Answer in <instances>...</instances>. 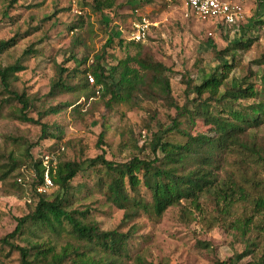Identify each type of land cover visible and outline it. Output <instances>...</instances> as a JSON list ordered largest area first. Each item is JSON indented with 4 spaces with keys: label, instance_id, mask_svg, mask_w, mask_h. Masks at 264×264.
Returning <instances> with one entry per match:
<instances>
[{
    "label": "rangeland",
    "instance_id": "1",
    "mask_svg": "<svg viewBox=\"0 0 264 264\" xmlns=\"http://www.w3.org/2000/svg\"><path fill=\"white\" fill-rule=\"evenodd\" d=\"M92 1L0 0V40L15 37L17 41L0 56V60L2 65L19 61L24 66L10 82V90L24 92L29 97L33 106L29 115L37 118V110L80 102L77 109L65 108L40 118V123L24 122L15 117V104L0 83V164L6 163L7 157L21 164L26 162L25 149L36 141L44 147L63 144V160L86 162L102 154L108 160L125 162L133 154H149L152 134L158 135L161 127H170L176 116L171 101L152 94L147 88L144 94L136 92L138 95L129 102L113 104L111 108L104 105L108 97L102 99L99 86L94 84L90 86L95 87V94L88 98L84 91L49 97L47 93L56 78L58 66L79 71L90 69L95 63L112 66L127 54L141 52L172 70L170 97L172 102L181 105L185 100L186 79L199 83L218 66L212 45L216 50H223L249 36L256 39L248 49L237 52L238 65L228 75L226 83L239 82L241 78L258 83L264 78V25L241 31V26L250 22L254 13L264 14V0H244L245 18L234 25L202 22L186 15L184 0H115L112 8L101 11L93 8ZM139 15L152 23L142 47L124 40L119 44L118 40L129 31L131 21ZM74 24L78 27L72 32ZM109 37H113L110 45L106 43ZM258 60L262 63H256ZM76 82L77 78L67 80L71 85ZM41 124H45L50 132L42 139L39 138ZM208 129L201 120L195 126L196 133H207ZM252 131L264 139V125ZM100 133H103L101 140ZM169 139L183 141L178 134H171ZM236 158V154H230L227 162L232 163ZM86 165L71 180V184L81 187L68 209L87 210L78 218L85 222L95 221L101 230L120 226L125 231L133 224L138 226L136 250L125 264H139L136 255L140 256L141 264H231V258L251 248L252 253L240 260L244 263L253 255L257 257L264 253V232L257 226L261 218H253L245 235H240L227 222L221 225L214 222L216 218H211L212 210L204 196L200 199L203 212L201 215L194 212L196 218H186L182 216L180 206H170L159 219L140 213L122 225L123 210L108 202L95 187L99 166L87 168ZM18 167L0 180V237L14 229L17 217L32 212L35 206L26 202L28 195L15 183ZM141 191L148 196L145 189L141 188ZM56 192L54 186L49 197ZM228 219L234 220V217ZM12 241L20 246L49 241L56 251L74 243L66 231L51 232L32 225ZM0 251L3 264H21L17 251L8 247Z\"/></svg>",
    "mask_w": 264,
    "mask_h": 264
},
{
    "label": "trees",
    "instance_id": "2",
    "mask_svg": "<svg viewBox=\"0 0 264 264\" xmlns=\"http://www.w3.org/2000/svg\"><path fill=\"white\" fill-rule=\"evenodd\" d=\"M114 1L93 0L92 6L101 11L112 8ZM256 14L241 26V31L264 25V14ZM74 27H78L77 24L71 26L72 32L76 29ZM243 39L223 50H216L212 45L219 60L218 66L199 83L186 79L185 100L181 105L172 102L170 97L169 75L172 70L141 52L127 54L112 66L95 63L92 68L80 71L58 66L56 78L47 93L49 97L75 91H84L87 98L94 95L95 87L90 86L87 79L90 74L94 77V85L99 86L100 97H108L104 101L107 108L129 102L138 95L136 92L144 94L147 88L152 94L171 101L176 116L172 118L170 127H161L158 135L152 134L149 154H133L125 162L108 160L102 154L86 162L60 157L55 173L51 174L52 188L57 187V192L51 197L50 190L38 194L35 186L41 182L43 173L39 155L56 148L57 144L44 147L39 141L30 143L25 149L26 162L22 164L7 157V162L0 164V180L18 165L15 183L28 195L26 202L35 206L32 212L17 217L14 229L0 237V249L8 247L17 251L21 264H125L136 250L138 226L133 224L125 231L120 226L101 230L95 221L85 222L78 218L87 210L68 209L81 187L71 184V180L85 163L87 168L99 166L95 187L108 202L123 210L122 225L140 213L159 219L170 206H180L182 216L196 218L194 212L200 215L203 212L200 199L204 196L216 224L227 222L240 235H245L253 218H261L257 226L264 232V139L252 131L264 125V78L258 83L246 78L226 83L228 75L238 65L237 52L248 49L256 38L246 36ZM123 40L138 48L144 42L127 40L122 36L119 44ZM16 42L15 37L0 40V56ZM112 42L113 37H109L106 43L110 45ZM256 63L260 64L262 60ZM22 70L24 66L19 61L2 65L0 60V83L15 104L13 112L18 120L37 124L40 118L69 107L77 109L80 105V102L52 105L37 110V118H33L29 115L33 107L29 97L24 92L10 90V82ZM72 78H77V82L68 84L67 80ZM200 120L209 126L207 133L195 132ZM47 129L45 124H41L39 138L48 137L50 132ZM171 134H178L183 141L169 139ZM49 136L55 137L54 134ZM102 137L103 133H100L99 140ZM230 154L237 155L232 163L227 162ZM82 185L86 187V184ZM141 188L145 189L147 197ZM230 216L234 220L228 219ZM27 224L51 232L66 231L74 243L66 244L60 251H56L55 245L49 241L30 246L15 244L12 239L28 228ZM251 253L252 249L246 248L229 261L231 264H264V253L240 262ZM135 259L141 264L139 255Z\"/></svg>",
    "mask_w": 264,
    "mask_h": 264
},
{
    "label": "built area",
    "instance_id": "3",
    "mask_svg": "<svg viewBox=\"0 0 264 264\" xmlns=\"http://www.w3.org/2000/svg\"><path fill=\"white\" fill-rule=\"evenodd\" d=\"M183 9L186 15L190 14L202 22H216L217 24L234 25L245 18L244 0H184ZM152 23L144 16H136L131 21L127 40L145 41ZM211 36L212 32H208ZM89 84L95 83L94 77L87 76ZM64 151L63 144L39 155L43 167L42 180L35 186L38 194L46 193L53 186L51 174L55 173L58 161ZM21 181V179H18Z\"/></svg>",
    "mask_w": 264,
    "mask_h": 264
}]
</instances>
